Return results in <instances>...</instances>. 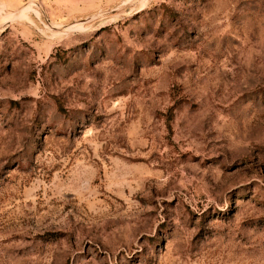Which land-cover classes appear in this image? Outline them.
<instances>
[{
	"label": "rangeland",
	"instance_id": "rangeland-1",
	"mask_svg": "<svg viewBox=\"0 0 264 264\" xmlns=\"http://www.w3.org/2000/svg\"><path fill=\"white\" fill-rule=\"evenodd\" d=\"M0 264H264V0H0Z\"/></svg>",
	"mask_w": 264,
	"mask_h": 264
}]
</instances>
